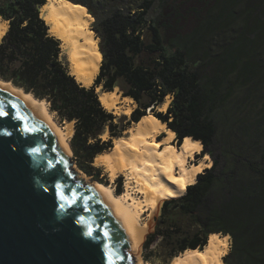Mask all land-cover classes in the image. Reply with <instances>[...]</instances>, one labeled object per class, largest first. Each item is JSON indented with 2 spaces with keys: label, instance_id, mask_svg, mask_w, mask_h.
<instances>
[{
  "label": "trees",
  "instance_id": "1",
  "mask_svg": "<svg viewBox=\"0 0 264 264\" xmlns=\"http://www.w3.org/2000/svg\"><path fill=\"white\" fill-rule=\"evenodd\" d=\"M68 1L94 20L102 60L93 84L70 74L40 16L45 0H0L8 26L0 80L45 102L58 123H73L72 162L104 185L94 159L147 110L178 147L187 137L200 142L196 158L209 156L211 167L183 196L163 200L145 248L159 238L168 263L217 234L230 240L224 264H264V0ZM116 85L135 104L128 118L99 101L96 88Z\"/></svg>",
  "mask_w": 264,
  "mask_h": 264
},
{
  "label": "water",
  "instance_id": "2",
  "mask_svg": "<svg viewBox=\"0 0 264 264\" xmlns=\"http://www.w3.org/2000/svg\"><path fill=\"white\" fill-rule=\"evenodd\" d=\"M0 111V264H139L104 193L72 171L44 121L1 86Z\"/></svg>",
  "mask_w": 264,
  "mask_h": 264
},
{
  "label": "bare ground",
  "instance_id": "3",
  "mask_svg": "<svg viewBox=\"0 0 264 264\" xmlns=\"http://www.w3.org/2000/svg\"><path fill=\"white\" fill-rule=\"evenodd\" d=\"M43 12L44 20L51 27L50 33L61 43L62 54L66 57L70 74L86 87L91 86L102 60L98 39L91 29L93 18L85 7L68 0H48ZM7 28V23L0 19V38ZM2 82L0 80L1 87L8 90L44 121L62 152L71 158L67 138L73 131V128L71 129L73 123H66L70 128L65 133L51 120V114L43 101H37L31 94H25L21 89ZM98 96L106 110H115V112L121 110L125 117L131 114V104L125 110L117 105L118 100L122 99L119 92L101 91ZM122 100L128 103L132 101L130 98ZM166 106L164 104L163 108L166 109ZM165 128L166 125L151 113H147L130 126L126 136L114 139L112 148L99 154L94 161L95 165L100 163L105 166L111 181L119 174L125 173L127 177L126 191L122 196L113 195L109 187L100 184L92 186L98 187L104 193L116 213L127 236L131 253L139 249L145 230L151 227V224L143 227L138 225L140 210L145 208L155 211L163 200L183 196L186 187L196 182L197 175L211 167L207 155L200 158L197 164L188 165L190 159L200 154L201 143L187 137L179 147H176L171 142L175 134ZM161 134L164 135L163 138L157 140ZM132 188L141 195L140 200L130 197L128 191ZM228 238L217 234L210 235L202 251L186 250L174 258L172 264H224L222 258L228 253L226 245Z\"/></svg>",
  "mask_w": 264,
  "mask_h": 264
},
{
  "label": "rangeland",
  "instance_id": "4",
  "mask_svg": "<svg viewBox=\"0 0 264 264\" xmlns=\"http://www.w3.org/2000/svg\"><path fill=\"white\" fill-rule=\"evenodd\" d=\"M47 1L48 0H45V5L47 4ZM94 21V20H93ZM46 22V21H45ZM93 23V22H92ZM92 25V24H91ZM50 32V31H49ZM1 39V38H0ZM63 53V52H62ZM62 56L65 58V61H66V57L62 54ZM68 64V63H67ZM2 81V80H1ZM10 84V83H9ZM11 85V84H10ZM12 86V85H11ZM13 87V86H12ZM15 88V87H14ZM16 89H18V88H16ZM98 91H97V94H99V92H101V87H98V88H96ZM120 98H122L121 97V95H120ZM122 99H124V98H122ZM122 99H119L118 100V103H117V105L118 106H120L121 108H123L122 110H125L126 109V107H128L129 106V104H131L132 105V110H131V112L135 109V104L131 101V102H129L128 103V101L126 102V101H124V100H122ZM36 100V99H35ZM38 101V100H37ZM170 101H171V97L170 96H167L166 98H165V100H164V103H163V105L161 106V107H159V108H157L158 109V111L159 112H164L166 109L165 108H163V106H164V104L165 105H167L168 106V104L170 103ZM41 102V101H40ZM45 105H46V107H47V104L45 103ZM167 106H166V108H167ZM48 109V108H47ZM108 111V110H107ZM48 112H49V110H48ZM109 112H111L113 115H115L116 117H120V116H122V115H125V114H123V111H118V112H115V110H110ZM50 113V112H49ZM147 113H149V110H147ZM51 114V113H50ZM130 115V114H129ZM129 115H128V117H129ZM51 116V120L54 122V124L57 126V127H59V129L60 130H64V132L65 133H67V131H68V129L70 128L67 124H66V122H64V123H58V121L55 119V117H54V115L53 114H51L50 115ZM73 128V126L71 127V129ZM130 128V127H129ZM128 128V129H129ZM127 129V130H128ZM125 131L124 132V135L123 136H126L127 135V132L128 131ZM72 133H73V131H72ZM72 133H71V135L67 138V142H68V144H69V140H70V138H71V136H72ZM162 135V134H161ZM161 135H159L158 137H157V140H159V139H162L163 138V136L161 137V138H159ZM108 137H107V135H104L103 136V139H107ZM172 142V144L174 145V146H176L177 147V143H175L174 142V140H172L171 141ZM113 144V143H112ZM70 148V147H69ZM105 153V152H104ZM198 155V154H197ZM70 156H71V159H72V153H71V151H70ZM202 158V157H201ZM199 160H200V158H196V155L194 156V158H192V159H190V161H188V165L189 164H197L198 162H199ZM209 160H210V158H209ZM211 161V160H210ZM93 165H94V163H93ZM211 165H212V162H211ZM96 166H99V168L101 169V171H102V175H101V178H104V180H103V182L104 181H106V184L107 185H104L105 183H102V182H99V181H94V180H92L90 177H87L85 174H83L77 167H76V165L73 163L72 164V167H71V169H72V171H76L77 172V176H79L80 177V179H82V180H86V182L87 183H92V185L93 184H100V185H102V186H105V187H109L111 190H112V192H113V195H115L116 196V189H118L119 187H120V185L119 184H117V182H116V179L118 178V177H121V192H120V194H119V196H122L124 193H125V187H126V183H127V177H126V175H125V173H123V174H119V176L115 179V180H110L109 179V177H108V175H107V173H106V168H105V166L104 165H102V164H96ZM203 172V171H202ZM133 186V185H132ZM133 189V190H132ZM132 189H129V194H130V197H132V198H134V200H140L142 197H141V195H139V194H137L136 192H135V190H134V188H132ZM132 201L130 200V202L129 203H131ZM163 202V201H162ZM162 202L160 203V206H159V208L158 209H156L155 211H152V210H147V209H145V208H143L142 209V211L140 210V212H141V214L139 215V217H138V225L140 226V227H143L144 225H146V224H151V227L149 228V229H147V230H145V233H144V235H143V238H142V240H141V242H140V252H139V256H138V263L139 264H172L173 263V259L171 260V261H168V263H165L164 262V259H165V255H164V251H163V249H161L158 245V243H159V238L158 239H156L155 241H153L151 244H150V246L146 249L145 248V242H146V240H147V237H148V235H150V234H152L153 232H154V228H155V220L158 218V216H159V214H160V208H161V205H162ZM127 204V203H126ZM220 237H223V236H221L220 235ZM226 245H227V247H228V251L227 252H229V248H230V240H229V238L226 240ZM139 250V249H138ZM138 250H136V251H133V253L132 254H136L137 252H138ZM179 256V255H178ZM177 256V257H178ZM131 259H132V261L133 262H131L132 264H134V262H137V260L134 258V257H132L131 256Z\"/></svg>",
  "mask_w": 264,
  "mask_h": 264
},
{
  "label": "snow or ice",
  "instance_id": "5",
  "mask_svg": "<svg viewBox=\"0 0 264 264\" xmlns=\"http://www.w3.org/2000/svg\"><path fill=\"white\" fill-rule=\"evenodd\" d=\"M6 114H7V113L0 111V116H4V115H6ZM194 147H196V146H194ZM205 159H207V157H205Z\"/></svg>",
  "mask_w": 264,
  "mask_h": 264
},
{
  "label": "crops",
  "instance_id": "6",
  "mask_svg": "<svg viewBox=\"0 0 264 264\" xmlns=\"http://www.w3.org/2000/svg\"><path fill=\"white\" fill-rule=\"evenodd\" d=\"M77 82H78V81H77ZM82 85H83V84H82ZM83 86H85V85H83ZM85 87H86V86H85ZM127 117H128V116H127ZM165 129H166V128H165ZM174 138H175V136L173 137L172 140H174ZM97 157H98V156H97ZM97 157H96V158H97ZM96 158H95V159H96ZM95 159H94V161H95ZM94 166H96L95 163H94ZM96 167H99V166H96Z\"/></svg>",
  "mask_w": 264,
  "mask_h": 264
}]
</instances>
